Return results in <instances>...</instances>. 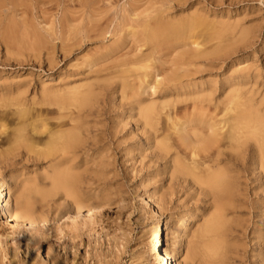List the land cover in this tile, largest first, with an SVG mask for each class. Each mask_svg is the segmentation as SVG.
Masks as SVG:
<instances>
[{"label": "rangeland", "instance_id": "obj_1", "mask_svg": "<svg viewBox=\"0 0 264 264\" xmlns=\"http://www.w3.org/2000/svg\"><path fill=\"white\" fill-rule=\"evenodd\" d=\"M62 1L51 0L25 13L22 0H0L1 24H6L8 17L18 22L31 20L50 39L54 29L50 24L57 20L61 38L55 41L58 46L51 60L16 57L0 43V182L12 178L13 194L19 190L18 178L43 192L49 188L46 175L53 171L52 158L27 153L24 138L30 136V126L25 122L26 111L35 113L42 97L47 99L46 93L73 86L75 106L85 113L78 123L73 152V165L81 177L78 197L84 205L99 209L85 218L63 217L75 202L61 191L35 203L36 216L49 221L27 227L11 222L0 208V264H159L151 246L162 221L171 217L172 229L177 228L187 212L193 213L191 230L187 237L179 238L181 251L176 264H206L203 255L196 251L193 255L190 241L218 212L226 214L225 227L230 231L224 235L231 246L219 260L223 258V264H264L263 190L254 181L257 173L251 163L246 170L232 164L236 183L216 200L215 194L201 189L191 176L175 172L176 152L186 156L190 151L175 146L178 136L169 127L172 110L178 119L188 117L185 113L198 109L193 105L200 96L207 111L215 106L220 111L234 80L264 93V0ZM148 15L183 24L173 31L185 32V37L172 43L167 38L171 31L161 32L157 26V34L149 42L136 43L137 39L128 37L115 49L111 47L115 35H99L106 22L113 20L109 31H114L129 17L138 18L140 25L135 27L142 34ZM189 16L190 20L200 17L192 28ZM62 17L68 21L62 23L60 34L58 21ZM89 28L95 29L91 38L81 39ZM43 54L47 56L48 50ZM243 70L248 75L237 78ZM208 98H213L210 104L206 103ZM145 106L158 111L159 119L151 126L145 125L138 112ZM42 108L57 111L53 106ZM50 110L43 111V121L35 118L40 128L42 122L48 127L56 123L57 114ZM186 125L184 134L192 129V123ZM153 128H161V132L168 129L167 142L174 143L169 152L156 147ZM33 137L41 141L44 134ZM22 231H26L24 235L34 232L36 243H27Z\"/></svg>", "mask_w": 264, "mask_h": 264}, {"label": "bare ground", "instance_id": "obj_2", "mask_svg": "<svg viewBox=\"0 0 264 264\" xmlns=\"http://www.w3.org/2000/svg\"><path fill=\"white\" fill-rule=\"evenodd\" d=\"M50 1L51 0H22V12L27 13L28 10H31V7H41ZM62 2L68 3V0H63ZM83 4L89 6L88 2ZM42 10L44 9L42 8ZM150 12L151 10L149 13ZM133 13L138 17L136 14L137 12ZM29 15L31 16V14ZM190 17L192 16H189V20ZM146 18L147 19L144 21L145 23L141 26L142 34H139L138 32L140 30H136L135 27L138 26V18L133 19L129 17V19L123 20L122 24L117 25L119 27H115L114 31H109L113 20L106 22L105 25L100 28L101 33L99 32V35H106L108 32L115 35L116 39L111 46L115 49L122 46L123 42L125 43V40H127L128 37H132V40L134 39V41L137 39V41H135L136 43L149 42L156 36L157 33L155 28L157 26L161 29V32L171 31V34L167 37L171 40L170 42H172V40L174 41L175 38L178 39L185 37V32L182 35L181 33H175L173 31L183 27V24L181 23L175 24L171 22L173 20L162 17L159 18L157 15H148ZM198 18L193 17L194 20L191 18L189 22L191 28L197 24V21H199ZM7 19H9L7 21L8 23H0V43L5 46V49H7L5 51L8 53L11 51L15 52L16 57H27L34 60H42V58H46L47 60H51L54 49L58 46V43L55 41L61 39L60 36L58 37L57 20H53V23L50 24V29L52 24L54 29L50 31L51 35L49 39L43 35L44 33L41 30H38L33 24H31V18L28 19L31 22L26 21V19L22 22L11 20L10 17ZM66 21H68V19L65 20L64 17L58 21L60 34L62 32V23H65ZM138 24L140 25V23ZM191 28L189 30H191ZM87 30V34L82 35L81 39L85 36L90 39V33L95 31L93 28ZM189 30L188 32H190ZM137 35L141 38H137ZM49 44L50 46H48ZM44 49L48 50V54H46L47 56H44L43 54ZM242 73L243 74H238L236 77L240 78L241 75H244L243 77L248 75L244 70ZM246 85L247 84H243L239 80H234L233 83L228 86L229 90L226 92L228 94H226L223 106L218 112L216 111L217 106L213 109L214 112L213 110L207 111L205 106L200 104V102H204L200 96L194 100L195 103L193 105L194 109H196L195 106L198 105V109L192 114L189 112L185 113L188 114V117L186 116L183 119L179 118V120L177 118L178 115H176L178 113L174 110H172V113H176L175 116L174 114H171L173 115L171 117L169 116V119H172V122L170 120V125H173H169V127H172L170 129H173L175 136H178L177 143L180 144L179 147L177 143L175 146H177V148L184 146L188 152L190 151L189 155L187 154L186 156H179L178 153L180 151L176 152L173 159V164L177 165L174 169L175 172L185 175L186 177L191 176L192 179H194V183L199 185L201 189L215 194L216 200H220L224 197V194L229 193L232 187L231 184L236 183L235 181L237 178L235 179L234 175L232 176V173L236 171L230 169L232 164L236 167L238 166L241 170H246L247 163H251V169L257 173L254 177V181L258 182V186L262 188V198L264 199V93L256 91L254 88L247 89ZM201 91L202 93L204 92L203 90ZM46 94L47 99L44 98V96L42 97L39 105L41 107L37 109L35 106V111L33 110L35 113L32 111H30L31 113L26 111L27 116H25V112H22V115L27 117L25 122L30 126V129L26 128L27 130H30L29 133L27 132L30 136L24 138V140L27 139L25 142L27 153L34 152L43 155L46 158H52L53 171L51 174L46 175V178L50 180L49 188L46 190L43 189V192L40 191L38 187H33L32 185L27 186L28 183L18 178L17 187L19 190L13 194L10 192L12 178H4L0 182V208L4 211L6 217L9 218L11 222H15L18 226L25 225L27 227H37L48 222L49 220L36 216L35 203L39 199L51 196L52 194L55 195L61 191L65 192L67 196L72 198L74 200L73 202H75L74 207L63 212V217L74 219L85 218V216L89 217L94 215L99 209V207H89L84 205L78 197V185L81 181V177L80 174L75 171L76 166L73 165V152L77 144L76 131L79 128L78 123L80 118L85 116V113L82 114L81 110L75 106V87L72 86L64 90H57L55 93ZM212 100L213 98H208L206 103L210 104ZM42 106H53L57 108V111L54 110L55 108L51 110L46 108L47 112L50 110L56 112L54 114H57L56 123L54 122V126L52 125L53 127L50 125V127H48L46 122H42L41 128L35 124L36 120L43 121V115L46 116V113L43 112L46 109H43ZM191 111H193V109ZM138 112H140L141 118L145 120V125L147 124L151 126L157 119H159L157 117L158 111L153 106H145L141 110H138ZM217 114L218 116L220 114L219 118H217ZM165 115L167 116L168 114ZM18 117H21V115ZM46 120L47 119H44V121ZM15 122L17 123L18 121L16 120ZM188 122L192 123V129L188 130V134H184V132L187 131L186 123ZM167 130L165 131L167 132ZM151 131L154 138L157 139L155 142L156 147L162 152L167 153L173 148L174 145L172 144L174 143L170 144L167 142L169 136L168 133H165V131L161 132V128H153ZM39 133L44 134V137H42L41 141H38L39 139H36V141L33 135H38ZM12 140L13 138L10 141L12 142ZM6 143L9 145L10 142ZM227 149L229 152L226 151ZM245 160L247 162H244ZM228 163L231 165H228ZM16 175L17 174L15 173L12 176L13 180ZM221 205L222 203H220V206ZM225 216V212H223V214L220 212L216 213V216L212 217L201 227L194 237L196 239L192 242L190 241L191 250L193 249L194 252L193 255L195 254V251L200 253V255H203L206 264H223V258H220L222 259L221 262L219 257H223L231 251V246L226 242L224 235L225 232L229 233L230 231L229 226L225 227ZM192 217L193 213L187 212L181 219L177 228L175 227L173 229L171 226L173 219L171 217L162 221L155 238L152 240L153 246H151V250L157 252L159 264L177 263L181 251L179 238L184 236L187 237L189 234ZM15 232L17 231L14 230V233ZM25 233L26 231H22L21 234H23L27 243L34 242L35 244L34 232L24 235ZM8 235L7 237L5 236V238H8ZM261 250L264 252V241ZM262 262H264V256Z\"/></svg>", "mask_w": 264, "mask_h": 264}]
</instances>
